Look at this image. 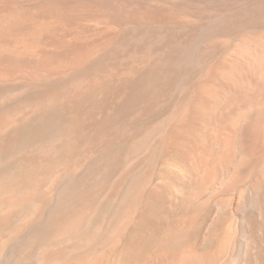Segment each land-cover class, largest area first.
Here are the masks:
<instances>
[{
  "label": "bare ground",
  "instance_id": "obj_1",
  "mask_svg": "<svg viewBox=\"0 0 264 264\" xmlns=\"http://www.w3.org/2000/svg\"><path fill=\"white\" fill-rule=\"evenodd\" d=\"M0 264H264V0H0Z\"/></svg>",
  "mask_w": 264,
  "mask_h": 264
},
{
  "label": "rangeland",
  "instance_id": "obj_2",
  "mask_svg": "<svg viewBox=\"0 0 264 264\" xmlns=\"http://www.w3.org/2000/svg\"><path fill=\"white\" fill-rule=\"evenodd\" d=\"M190 247H192L193 249H196V250H201V247H202V233H201L200 230L195 233V236H193V239L190 242Z\"/></svg>",
  "mask_w": 264,
  "mask_h": 264
}]
</instances>
